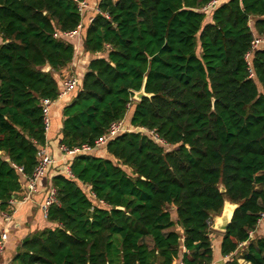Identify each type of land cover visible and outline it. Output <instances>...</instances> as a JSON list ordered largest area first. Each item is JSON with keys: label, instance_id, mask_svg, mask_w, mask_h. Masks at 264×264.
<instances>
[{"label": "trees", "instance_id": "1", "mask_svg": "<svg viewBox=\"0 0 264 264\" xmlns=\"http://www.w3.org/2000/svg\"><path fill=\"white\" fill-rule=\"evenodd\" d=\"M211 1L99 0L80 39L94 57L57 143L92 150L49 167L55 226L24 238L9 264H214L208 221L226 202L236 209L218 264H264V236L238 251L264 211V47L250 57L252 78L244 58L264 35V0L202 11ZM84 20L73 0H0V211L46 142L40 100L57 97V73L74 60L76 41L53 34ZM143 83L151 96L127 109ZM122 119L130 131L94 147Z\"/></svg>", "mask_w": 264, "mask_h": 264}, {"label": "crops", "instance_id": "2", "mask_svg": "<svg viewBox=\"0 0 264 264\" xmlns=\"http://www.w3.org/2000/svg\"><path fill=\"white\" fill-rule=\"evenodd\" d=\"M84 2H86L89 8L88 10H86L85 20L82 21L83 29L87 27L90 19L96 14L95 10L97 9V3L99 2V0H84ZM76 46L77 48L75 50L74 60L66 67H64L59 73H57L60 80L65 74L71 72L75 73L76 75H78V77L81 78L84 72L87 70L89 61L94 57V55L92 54L83 52L82 43H80V41H76ZM60 76L62 77L60 78ZM65 105H67V99L57 101L51 107L50 129L45 134L49 153L59 165H63L66 158V156L60 153L57 147L59 132L62 123V109ZM67 169L68 168L66 167L65 171H67ZM52 174V169H49L48 173L39 180L37 184V193L34 194L27 202L20 204L19 202L25 194V180L22 179V189L14 196V200L17 203L15 205L8 206L6 211H0V233L4 231L7 237L6 247L3 254L0 256V264L10 263L24 238L31 234L39 233L44 231L45 229H50L55 226L54 224L47 221L46 212H44L41 208V205L46 198L49 188L51 187L50 180L53 176ZM225 204L230 205V203L227 202ZM6 214H8V217L5 216ZM215 218L217 217H214L213 222H215ZM174 220H176V218H174ZM170 230H174L176 232L178 231L182 235V230L178 226L172 227V229ZM222 234L223 233L221 232L217 234L215 231L210 234L212 247L215 254L214 264H218L223 261L219 254ZM259 236H264V229L261 227L256 231L254 238ZM145 241L149 248L153 247L151 238H146ZM180 261L181 260L179 259L174 262V264H181ZM240 261H242V263L244 264H248L242 259H239V264Z\"/></svg>", "mask_w": 264, "mask_h": 264}, {"label": "built area", "instance_id": "3", "mask_svg": "<svg viewBox=\"0 0 264 264\" xmlns=\"http://www.w3.org/2000/svg\"><path fill=\"white\" fill-rule=\"evenodd\" d=\"M73 1L77 4V11L79 13L80 18L83 19L85 16L86 10H88V8H89L88 5L84 1H81V2L77 1V0H73ZM217 2H218V0H212L208 5H206L202 9V11L210 10ZM95 12H96V14L100 13L97 9L95 10ZM82 28H83V23L81 21L75 30L67 31V32H63V33H54L53 37L55 39H58V40L67 39V40H74V41L78 42L81 39ZM77 46H76V48H77ZM261 46L264 47V35L254 36L252 41H251L249 51L246 53V55L244 57L246 64H247V67H248V73H249L250 78L254 77L253 71H252V66L250 64V57H251L252 53L257 48H259ZM61 77L62 76H60V78ZM80 80H81V78L78 77V75H76L75 73L71 72V73L65 74L61 78V87H60V90L57 94V97L54 100L48 99V98L40 100V107H41L42 115H43V126H44L45 134L50 129V110H51V107L57 101H60V100L62 101V100L68 99L71 96V94L78 88ZM133 102H135V100L133 97H131L130 102L127 104L126 108L129 109L131 103H133ZM138 129L140 130V132H142L143 134H146L147 136H149L151 139H153L155 142L159 143L160 145L168 146V144L163 139H161L159 137V135L156 133L155 130H149V129L144 128V127H140ZM127 131H130V130L125 128L124 119L112 122V123H110L106 132L95 141L94 147H96V148L102 147L113 137H115V136H117L123 132H127ZM58 149H59L60 153L63 154L64 156L76 155L80 152H86V151L92 150V148L88 147L87 145H83L80 148H78V147L73 148L71 150H69L66 147H64L63 145H61L58 147ZM36 160H37V162L34 166L32 174L30 176L24 175L22 172V169L18 168V172L22 175V178L25 180V186H24L25 194L23 195L21 201L19 202L20 204L27 202L28 200H30V198L34 194L37 193V184H38L39 180L46 175L49 167L56 163L55 159L49 153L47 142H45L44 146L37 148ZM66 174L68 176L71 175L69 172V169H67ZM91 196L94 197L93 194H91ZM16 203L17 202L14 200V197H11L10 200L8 201L9 206L15 205ZM53 203H56V190H55V188L51 187V188H49V191L46 195V198L41 205L42 210L44 212H47L48 207ZM98 203L104 205L102 202H98ZM5 216L8 217V214H6ZM212 222L213 221H211V222L208 221V224L210 225V227L212 225ZM260 227L264 229V211L259 213L255 228L248 231L247 241L239 243L238 250L243 249L250 240L254 239L256 231ZM6 243H7V237H6L5 232L2 231L0 233V256L4 252V249L6 247Z\"/></svg>", "mask_w": 264, "mask_h": 264}, {"label": "water", "instance_id": "4", "mask_svg": "<svg viewBox=\"0 0 264 264\" xmlns=\"http://www.w3.org/2000/svg\"><path fill=\"white\" fill-rule=\"evenodd\" d=\"M48 70H49L48 66H46L43 69V71H48ZM144 86H145V83H143V86H142V88H141V90L139 92H136V93L133 94V98H134L135 102H139L144 97H150L151 96V95L145 93ZM221 192H224V189H222ZM230 205L233 206V209L231 211L230 217L229 218H225L223 216V211H224V209L226 207V204H225L223 209H222V211H221V213H220V215L216 216L217 218H215V222L211 226L212 229H215V230H217L218 232H221V233H225L229 223L231 222L233 212L236 209L235 205H233V204H230Z\"/></svg>", "mask_w": 264, "mask_h": 264}, {"label": "bare ground", "instance_id": "5", "mask_svg": "<svg viewBox=\"0 0 264 264\" xmlns=\"http://www.w3.org/2000/svg\"><path fill=\"white\" fill-rule=\"evenodd\" d=\"M232 209H233V206H232V205H226V207H225V209H224V211H223V216H224L225 218H229L230 215H231V211H232Z\"/></svg>", "mask_w": 264, "mask_h": 264}, {"label": "rangeland", "instance_id": "6", "mask_svg": "<svg viewBox=\"0 0 264 264\" xmlns=\"http://www.w3.org/2000/svg\"><path fill=\"white\" fill-rule=\"evenodd\" d=\"M129 116H130V113H127V119L129 118ZM86 191H87V190H86ZM213 223H214V222H212V225H213ZM212 225H211V226H212ZM211 230H212V232H214V231H215L217 234H218V233H220V232H218V231H217V230H215V229H212V228H211ZM242 250H243V249H241V250H238V251H239V252H241ZM240 264H244V263H242V261H240Z\"/></svg>", "mask_w": 264, "mask_h": 264}]
</instances>
